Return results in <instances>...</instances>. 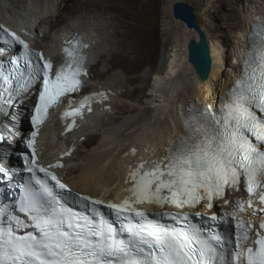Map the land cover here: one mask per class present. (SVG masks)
I'll return each instance as SVG.
<instances>
[{"label":"snow or ice","instance_id":"obj_1","mask_svg":"<svg viewBox=\"0 0 264 264\" xmlns=\"http://www.w3.org/2000/svg\"><path fill=\"white\" fill-rule=\"evenodd\" d=\"M258 28L241 76L219 107L190 108L175 146L129 173L131 195L122 203L72 193L54 171L62 164L38 162L37 131L26 141L31 152L22 154V169L6 167L7 154L0 153V195L8 196L0 199V264H264V26ZM85 47L79 38L71 41L65 60L54 68L41 52L0 26V115L11 116L14 128L11 109L35 98L31 122L38 129L50 108L83 87ZM94 98L85 97L78 107L69 99L63 112L67 130L91 111ZM4 130L0 142L18 135L8 125ZM22 172L29 176L16 182ZM229 188H243L247 200L230 201ZM257 196L262 207L250 215L259 211L262 216L253 228L250 221L238 220L237 212L245 205L252 208ZM217 200L221 211L210 217L198 211L150 217L137 207L194 209L207 201L212 209ZM230 203L233 211L227 212L223 206ZM196 217L203 222H193Z\"/></svg>","mask_w":264,"mask_h":264},{"label":"bare ground","instance_id":"obj_2","mask_svg":"<svg viewBox=\"0 0 264 264\" xmlns=\"http://www.w3.org/2000/svg\"><path fill=\"white\" fill-rule=\"evenodd\" d=\"M176 1L179 0H153V4L150 0L17 2V8L24 13L16 15L13 20L27 28L36 27L39 34H44L40 47L53 44L64 32L63 29L56 30L49 13L72 12L76 7L90 8L65 28L75 27L89 36L96 55L102 58L101 66L106 65L103 58L108 57L111 63L108 72L114 71L113 79L93 77L94 82L113 88L117 94L112 101L113 112H102L90 127L83 130L80 138L85 136L86 139L83 142L78 139L76 152L67 159L66 180L76 190L97 196L115 197L120 194L125 181V167L132 159L126 153L131 145L139 149L140 156L146 150L161 146L160 151L163 146L174 144L177 139L175 128H183L177 112L183 110V106L189 107L191 102L202 111L207 103L215 105L233 75L241 74L240 69L234 72L233 56L243 45L249 20L255 19L256 13L263 18L264 0H248L247 7L244 3L240 5L237 21L235 14L214 13V4L209 9H205L203 4L201 11L198 10L204 19L200 18L199 22L210 41L213 59L210 77L205 82L192 72L193 66L188 60V41L198 38V33L174 17L172 5ZM213 1L207 0V6ZM218 1H222L225 7L226 0ZM162 2L163 27L159 29L156 24H144ZM10 10V4L0 0V20L5 19V12ZM222 19L229 25V34L223 29L226 25H222ZM47 25L50 33L44 31ZM160 33L164 36L162 41ZM147 64L151 65V72L144 71L143 74ZM121 69L128 75L126 79L122 77ZM106 72L104 69L100 76ZM150 78L148 93L145 92L143 98L136 96L143 89L138 84ZM58 124L52 123L44 130L43 144L46 148L42 157L46 161L55 156L54 151L65 140L53 133Z\"/></svg>","mask_w":264,"mask_h":264},{"label":"rangeland","instance_id":"obj_3","mask_svg":"<svg viewBox=\"0 0 264 264\" xmlns=\"http://www.w3.org/2000/svg\"><path fill=\"white\" fill-rule=\"evenodd\" d=\"M18 1L19 0H6V2L9 3V4H12V3L16 4ZM186 1H188L189 3H191L195 7V12L198 15L199 21L201 19L204 21V19L201 18L202 16L199 15V12L201 11V7H203V4H204V8L205 9L206 8H208V9L211 8V6H213V4H214L215 5L214 13H216L217 15L220 12H222V13L227 12V13L235 14L234 17L237 18L236 19V21H237L239 19V17H237V16L240 15L241 6H243V3H244L246 5V7H247V4L249 2L248 0H226V5H225V7H223L222 3H221L222 1H218V0L217 1L214 0L209 6H207V0H186ZM150 2H151V4H153V0H150ZM163 6H164V2L161 3V5L159 6L158 10L155 13H153L152 16L147 18L146 22L144 21V24H152L153 23V24L158 25L159 29H161L163 27L162 26L163 25V20H162V7ZM89 10H90V8H87V9L86 8H81L80 9V8L76 7V8H74V10H72V12L67 10V11H64L63 13H60V12H56L54 14L53 13H49V16L51 17V23H53L54 26H56V29L61 30V29L65 28V27H67L68 24H70V23L72 24V22H74L76 19H78V17H80L82 14H84L85 12H87ZM198 10H200V11H198ZM225 21L226 20L222 19L221 23H222V25H226V27L224 26L225 28H223V29H226V33L229 34L230 33V28H229V25H227L225 23ZM236 21L234 20L233 22H236ZM249 23H250V20H249ZM44 31H47L49 33L51 32V31H48V25L46 27H44ZM163 38H164V36H162L161 33H160V40L162 41ZM232 48L233 47L230 44L229 49L231 50ZM107 58L108 57L103 58V60L105 59L104 61H105L107 66L105 64H104V66H101V64L97 65V66H93L94 78L95 77L100 78V79L102 78V80H103V78H104V80L113 79L114 78V75H112L114 71L112 70V71L108 72V70H110V68H111V63L109 64L110 61H109V58H108V60H107ZM149 68H150V70H149ZM151 68H152L151 65L147 64V66L143 69L142 73L145 74L144 71L151 72ZM104 69L107 71L106 74H104V76L103 75L100 76V72L104 71ZM121 70L123 71V69H121ZM121 70H120V73L122 75L124 73V71L122 72ZM192 72L197 74L193 67H192ZM122 77L126 79L128 77V75H126L124 73L122 75ZM151 81H152L151 78L149 80H146V81H141L138 85H140V87L143 88L142 89L143 91L139 90L136 93V96L143 98V96H145V94L148 93V88L151 85ZM230 81L231 80H229V82ZM145 87H147V89H145Z\"/></svg>","mask_w":264,"mask_h":264},{"label":"water","instance_id":"obj_4","mask_svg":"<svg viewBox=\"0 0 264 264\" xmlns=\"http://www.w3.org/2000/svg\"><path fill=\"white\" fill-rule=\"evenodd\" d=\"M173 15L184 21L189 28L198 33V38H191L188 42V60L200 77L201 81L208 80L213 66L210 41L202 28L195 7L186 0L176 1L173 5Z\"/></svg>","mask_w":264,"mask_h":264},{"label":"clouds","instance_id":"obj_5","mask_svg":"<svg viewBox=\"0 0 264 264\" xmlns=\"http://www.w3.org/2000/svg\"><path fill=\"white\" fill-rule=\"evenodd\" d=\"M248 37V34L245 33L244 39ZM234 57V56H233ZM224 90V88H223ZM223 93V92H222ZM222 94H220L219 96H221Z\"/></svg>","mask_w":264,"mask_h":264}]
</instances>
